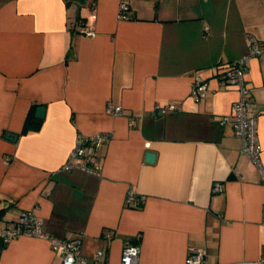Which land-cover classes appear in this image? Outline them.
<instances>
[{
    "label": "crops",
    "instance_id": "crops-1",
    "mask_svg": "<svg viewBox=\"0 0 264 264\" xmlns=\"http://www.w3.org/2000/svg\"><path fill=\"white\" fill-rule=\"evenodd\" d=\"M251 37L262 48L245 83L264 168V0H0V231L34 209L49 235L81 239L87 264H120L129 241L137 264H187L191 248L203 264H257L264 179L233 131L238 92L216 76ZM195 75L208 82L203 99ZM168 103L178 109L155 114ZM29 113L40 125L22 133ZM95 132L109 134L100 173L61 170L77 134ZM57 262L47 238L0 241V264Z\"/></svg>",
    "mask_w": 264,
    "mask_h": 264
},
{
    "label": "built area",
    "instance_id": "built-area-1",
    "mask_svg": "<svg viewBox=\"0 0 264 264\" xmlns=\"http://www.w3.org/2000/svg\"><path fill=\"white\" fill-rule=\"evenodd\" d=\"M128 5L125 1L119 3V17L126 18ZM92 17L94 15L92 14ZM79 32L94 36L95 31L91 26H81ZM262 42L251 37L250 46L247 52L230 62L226 67L220 68L216 72L219 82L226 87H234L238 92V97L233 103L232 109L234 120L232 127L234 134L240 139L242 153L249 155L260 168L261 175L264 179V168L260 163L261 144L259 143L256 130V115L251 107L250 88L245 83V73L247 71L248 60L260 54ZM209 93L208 82L200 75H195L191 83V94L199 99H203ZM178 109L173 104L158 105L155 108V114H164L174 112ZM106 112L112 115L124 113L122 106L107 104ZM227 117H222L220 124L224 123ZM132 122V120H131ZM109 138L106 132H95L91 135L77 134L75 144L69 152L65 162L60 167L61 170L80 169L87 173L98 175L101 171V164L95 160L96 151ZM213 191H220L221 184L214 183ZM132 189L126 195V204L131 207H138L141 202ZM261 223L264 225V204L262 205ZM24 234L47 238L50 247L58 259L55 264H87L86 258L81 253L80 238H59L51 236L42 228L35 210L31 209L22 212L18 217L7 222L0 231V240L3 244L11 238ZM139 245L134 242H126L123 245L120 264H137L139 256ZM102 255V251H97L95 257ZM204 250L202 248H191L187 257V264H203ZM257 264H264V253L257 259Z\"/></svg>",
    "mask_w": 264,
    "mask_h": 264
},
{
    "label": "water",
    "instance_id": "water-1",
    "mask_svg": "<svg viewBox=\"0 0 264 264\" xmlns=\"http://www.w3.org/2000/svg\"><path fill=\"white\" fill-rule=\"evenodd\" d=\"M80 2H83V0H80ZM260 109H264V107L262 106L258 107V110ZM35 116L37 118L42 119L45 116V106L43 105L38 106L35 110ZM7 136L12 140L15 139V134L9 133ZM154 159H155V153L153 151H147L145 154V160L147 162H153Z\"/></svg>",
    "mask_w": 264,
    "mask_h": 264
},
{
    "label": "trees",
    "instance_id": "trees-1",
    "mask_svg": "<svg viewBox=\"0 0 264 264\" xmlns=\"http://www.w3.org/2000/svg\"><path fill=\"white\" fill-rule=\"evenodd\" d=\"M40 125V121L35 119L33 116V113H29L24 121L23 127L21 132L22 133H26L28 132L30 129H36L38 128ZM1 241V240H0ZM2 243V242H1ZM3 244V243H2Z\"/></svg>",
    "mask_w": 264,
    "mask_h": 264
}]
</instances>
